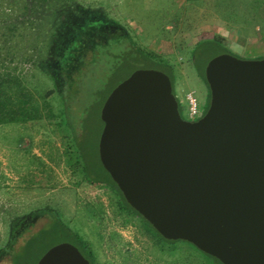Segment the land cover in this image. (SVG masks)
<instances>
[{
    "label": "rangeland",
    "instance_id": "rangeland-1",
    "mask_svg": "<svg viewBox=\"0 0 264 264\" xmlns=\"http://www.w3.org/2000/svg\"><path fill=\"white\" fill-rule=\"evenodd\" d=\"M192 1L73 0L119 22L121 32L130 36L137 51L133 54L129 49L120 56L124 48L115 40L108 41L103 50H109L91 58L82 76L77 96L81 106L94 99L97 103L138 68L163 69L142 58L138 51H147L167 62L172 67L179 102L184 105L185 95L193 92L200 108L207 86L190 61L191 48L199 40L217 37L237 57H264V0H231L225 11L222 6L208 5L210 0H200L198 4ZM185 5L189 16L183 19L180 8ZM223 52L222 48H210L207 56L199 60V67L206 57ZM17 66L26 75L41 117L0 124V248L8 240L15 218L50 208L84 238L94 255V264H214L212 258L188 241L161 238L141 217L123 212L108 187L91 186L83 179L82 163L71 135L58 125L60 99L55 93L49 94L52 81L33 64ZM91 109L95 115V108ZM96 131L97 128H88L84 135L89 141L91 160L98 165ZM28 220L36 229L45 217L32 213ZM60 242L63 240L58 236L45 234L27 250L19 245V257H12V264H36ZM0 257V264L7 263V254Z\"/></svg>",
    "mask_w": 264,
    "mask_h": 264
},
{
    "label": "water",
    "instance_id": "water-1",
    "mask_svg": "<svg viewBox=\"0 0 264 264\" xmlns=\"http://www.w3.org/2000/svg\"><path fill=\"white\" fill-rule=\"evenodd\" d=\"M204 76L209 105L187 120L164 71L134 70L100 109L99 160L164 238L222 264H264V57L219 53ZM36 264L89 261L63 241Z\"/></svg>",
    "mask_w": 264,
    "mask_h": 264
},
{
    "label": "trees",
    "instance_id": "trees-1",
    "mask_svg": "<svg viewBox=\"0 0 264 264\" xmlns=\"http://www.w3.org/2000/svg\"><path fill=\"white\" fill-rule=\"evenodd\" d=\"M192 2L198 4L201 1ZM207 3L213 7L222 6V11L231 6V0H210ZM180 9H183V19L189 16L186 5ZM122 28L119 22L107 18L103 12L77 4L73 0H0V124L27 122L41 117L37 114L38 107L27 85L26 75L17 66L19 63L33 64L52 81L53 88L49 94L55 93L60 99L58 125L64 126L71 135L82 163L83 179L91 186L108 187L116 196L123 212L137 215L147 222L124 199L99 160L97 145L103 127L100 109L108 94L97 100V103L94 99L89 104L82 105L83 107L77 98L83 83L82 76L88 70L91 58L108 51L109 49L103 50L108 41L115 40L124 48L120 50V56L126 54L123 51L128 52L129 49L133 54L137 53L132 47L133 40L126 32H121ZM210 48H222L224 52L229 53L217 37L199 40L190 51L191 64L207 86L203 113L210 101L204 68L213 56L206 57L202 68L199 67V60L207 56ZM138 53L151 64L163 68L160 70L170 77L175 94L172 67L147 51L144 54L139 51ZM92 107L95 108V115H92ZM178 109L183 116L182 103L179 100ZM88 128H97L95 148L98 165L92 162V154L87 148L89 141L84 134ZM34 211L11 222L8 240L0 248V255H8L5 264H12V257L18 259L19 245H23L27 250L45 234H54L61 241L74 244L89 264H94V255L87 242L77 231L70 229L55 210L40 208ZM32 213L45 217L41 227L32 228L33 223L28 220ZM155 232L165 240H173L164 238L156 230ZM202 253L212 258L214 264H222L217 258L203 251Z\"/></svg>",
    "mask_w": 264,
    "mask_h": 264
},
{
    "label": "built area",
    "instance_id": "built-area-1",
    "mask_svg": "<svg viewBox=\"0 0 264 264\" xmlns=\"http://www.w3.org/2000/svg\"><path fill=\"white\" fill-rule=\"evenodd\" d=\"M184 103V105L182 104V114L184 118L187 120H196L202 116L203 112L193 92H188L185 95Z\"/></svg>",
    "mask_w": 264,
    "mask_h": 264
},
{
    "label": "flooded vegetation",
    "instance_id": "flooded-vegetation-1",
    "mask_svg": "<svg viewBox=\"0 0 264 264\" xmlns=\"http://www.w3.org/2000/svg\"><path fill=\"white\" fill-rule=\"evenodd\" d=\"M204 106H205V100H204L203 103L201 104V110H202V112H203V110H204Z\"/></svg>",
    "mask_w": 264,
    "mask_h": 264
}]
</instances>
